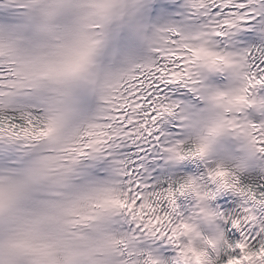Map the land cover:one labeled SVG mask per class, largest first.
I'll list each match as a JSON object with an SVG mask.
<instances>
[{
  "label": "clouds",
  "instance_id": "1",
  "mask_svg": "<svg viewBox=\"0 0 264 264\" xmlns=\"http://www.w3.org/2000/svg\"><path fill=\"white\" fill-rule=\"evenodd\" d=\"M52 2L62 6L54 19L58 30L73 28L79 33L78 48L88 53L94 83L78 85L70 96L53 99L50 115L54 119L46 135L9 141V133L19 129H0V177L23 180L41 157L49 158L47 176L29 184L15 210L0 216V264H168L155 248L142 246L147 237L157 234L178 245L173 264H213L208 250H215L223 238L216 223L220 213L209 203L211 195L199 177L192 176L177 192L168 194L172 206L162 215L147 194L141 206L133 201L129 207L123 167L114 168L109 178L98 182L86 179L81 166L87 157L132 141L111 119V107L100 97L111 96L121 80L154 63L176 38L177 50L189 45L191 65L182 79L198 96V102H173L180 105L177 115L185 147L194 146L196 157L207 158L211 167L220 165L235 174L217 169L213 182L218 188L228 185L235 191L236 180L240 182L242 176L253 171L264 175V152L253 139L264 134V83L245 87L246 76L259 75L257 69L264 63V6L251 5L247 21L253 29L251 42L238 47L217 39L231 35L216 34L224 26H214V18L205 14L206 0H183L185 9L202 18L199 24L161 21L150 12L152 0H22L25 6L20 8L16 26L23 28L25 44L40 39L31 25L41 7ZM229 64L233 66L225 67ZM213 66L219 67L213 70ZM216 73L225 82L215 83ZM5 99H11L7 114L17 119L25 111L43 113L48 108L42 97L26 89L14 90ZM105 117L108 125L102 122ZM175 145L176 141L171 144ZM167 152L170 159L181 160L177 152ZM73 161L77 162L72 173L58 182ZM177 193H191L196 199L187 216L173 215ZM72 200L77 206L63 219L80 223L47 219L55 211L53 205ZM121 214L137 227L124 228ZM245 264H264V250L249 255Z\"/></svg>",
  "mask_w": 264,
  "mask_h": 264
},
{
  "label": "snow or ice",
  "instance_id": "2",
  "mask_svg": "<svg viewBox=\"0 0 264 264\" xmlns=\"http://www.w3.org/2000/svg\"><path fill=\"white\" fill-rule=\"evenodd\" d=\"M257 3L264 6V0H206L204 12L210 18H214L212 20L214 26H224V29L216 33L217 35H232L245 26L251 5ZM3 6L20 9L25 5L22 0H0V7ZM61 7L55 2L41 7L38 18L31 25L32 30L39 34L40 39L29 44L24 42L25 36L21 26L0 25V129L12 127L19 129L16 133H9V141L30 140L46 135V129L54 119L50 115L53 99L70 96L78 85L94 83L87 66L88 53L81 52L78 48L81 39L79 33L73 28L58 30L54 23ZM234 18H238V22ZM177 47V39L173 38L170 41L169 50H161L159 58L154 63L141 66L139 72L130 74L126 81L121 80L111 96L100 97L102 102L111 107V119L119 122L123 128V135L132 137V143L151 137L158 129L157 122L160 118L166 114H173L177 107L160 93L157 86L159 83L169 84L178 81L185 84L182 77L188 74V68L191 65L189 45H181L180 48L183 51L177 50ZM232 66L231 64L225 65V67ZM218 67L213 66V70ZM257 71L259 75L253 72L250 77L246 76L248 83L245 87L264 83V63ZM24 89L42 97L48 104V108L43 113L25 111L17 119L7 114L6 109L11 106V99H5V97L11 98L14 90ZM102 122L105 125L110 123L108 117H105ZM258 127L259 125H253V128ZM140 130L143 131V135L138 136ZM0 135L3 133L0 132ZM253 139L259 141V150L264 152V134L259 137L254 136ZM166 151L177 152L181 160L197 156L194 146L185 147L182 140H177L176 145L169 146ZM199 155L202 156L203 153ZM48 159V157H41L25 174L23 180L0 177V216H8L15 210L29 184L39 182L47 176L49 165L46 161ZM76 162L73 161V165L66 170L58 182H63L72 173ZM217 169L223 170L227 175H235L217 165L215 168L207 169L206 175L211 181ZM191 179L193 177L189 175L177 187L169 186L164 192L151 194L141 190L133 192V189L129 188L128 195L131 198L129 207H133V201L135 206H141L146 194L151 200L152 198L167 200L168 207H171L169 200L166 199L168 194L177 192L182 184ZM137 184H139L138 181ZM236 184L235 191H240L242 195L251 194L246 197V201L251 203L242 207L239 215L231 218V227L239 230L240 238L235 244H229L232 254L227 255L222 264H245L249 255L264 250V239L257 242V236L264 233V223H261L264 217H260L257 212V208L264 205V192L257 191L251 185L241 186L238 179ZM224 188L231 189L228 185ZM209 195L214 196L215 193L209 191ZM157 205L159 206V204H153V206ZM76 206V200L53 205L55 211L47 216V219L60 224L80 223L81 221L63 219L65 215L71 214ZM256 225H259V228L256 235H253L249 229ZM237 249L238 252H236ZM211 259L213 264H221L219 256L215 259L211 257Z\"/></svg>",
  "mask_w": 264,
  "mask_h": 264
}]
</instances>
